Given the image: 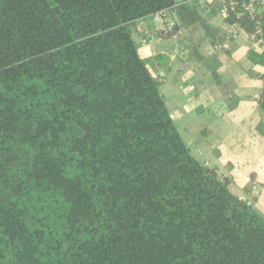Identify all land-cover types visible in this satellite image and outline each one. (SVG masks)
I'll return each instance as SVG.
<instances>
[{
	"label": "trees",
	"instance_id": "1",
	"mask_svg": "<svg viewBox=\"0 0 264 264\" xmlns=\"http://www.w3.org/2000/svg\"><path fill=\"white\" fill-rule=\"evenodd\" d=\"M171 8L165 35L201 20L174 0H0V264H264V216L191 155L132 38Z\"/></svg>",
	"mask_w": 264,
	"mask_h": 264
},
{
	"label": "crops",
	"instance_id": "2",
	"mask_svg": "<svg viewBox=\"0 0 264 264\" xmlns=\"http://www.w3.org/2000/svg\"><path fill=\"white\" fill-rule=\"evenodd\" d=\"M174 1L186 2L201 20L170 35L178 25L174 8L161 24L152 15L137 20L132 38L139 56L191 155L264 216V52L240 26L230 36L219 3ZM196 23L206 33L198 34Z\"/></svg>",
	"mask_w": 264,
	"mask_h": 264
},
{
	"label": "built area",
	"instance_id": "3",
	"mask_svg": "<svg viewBox=\"0 0 264 264\" xmlns=\"http://www.w3.org/2000/svg\"><path fill=\"white\" fill-rule=\"evenodd\" d=\"M213 2L219 3V13L225 19L229 15L228 8L233 9V13L236 17L246 16L253 22L252 32L249 33L253 42L257 47L264 52V34L263 30L259 24L258 18H256L259 12L264 11V0H211ZM166 10L158 11L152 14L153 20L157 24H161L166 21ZM225 23L232 28L230 31V36L235 37L234 29L239 27L238 23Z\"/></svg>",
	"mask_w": 264,
	"mask_h": 264
},
{
	"label": "rangeland",
	"instance_id": "4",
	"mask_svg": "<svg viewBox=\"0 0 264 264\" xmlns=\"http://www.w3.org/2000/svg\"><path fill=\"white\" fill-rule=\"evenodd\" d=\"M201 23H196V26H197V33L199 34V33H206V31H205V27H204V31L201 29Z\"/></svg>",
	"mask_w": 264,
	"mask_h": 264
}]
</instances>
